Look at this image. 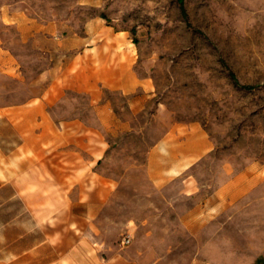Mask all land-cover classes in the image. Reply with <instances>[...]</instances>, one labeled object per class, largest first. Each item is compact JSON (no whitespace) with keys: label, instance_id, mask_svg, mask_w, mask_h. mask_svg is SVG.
<instances>
[{"label":"rangeland","instance_id":"rangeland-1","mask_svg":"<svg viewBox=\"0 0 264 264\" xmlns=\"http://www.w3.org/2000/svg\"><path fill=\"white\" fill-rule=\"evenodd\" d=\"M183 2L0 0V259L41 239L5 170L105 257L264 259V0ZM179 131L211 150L161 175Z\"/></svg>","mask_w":264,"mask_h":264},{"label":"crops","instance_id":"crops-1","mask_svg":"<svg viewBox=\"0 0 264 264\" xmlns=\"http://www.w3.org/2000/svg\"><path fill=\"white\" fill-rule=\"evenodd\" d=\"M164 145L170 149L152 152L169 155L168 164L159 172L161 175L168 169L175 175L181 174L211 150V143L203 134L196 133L190 137L180 131L172 135ZM10 175V172L4 171L3 185L11 184L15 191L14 198L29 212L31 220L40 231L41 239L18 254L0 259V264H139L120 252L105 257L101 247L95 245L91 229L87 230L77 224V215L66 212L60 215L61 210L58 208L61 200L45 195L47 190L64 187L55 185L43 175L35 180L16 183L10 181ZM63 217L65 221H61Z\"/></svg>","mask_w":264,"mask_h":264},{"label":"trees","instance_id":"trees-1","mask_svg":"<svg viewBox=\"0 0 264 264\" xmlns=\"http://www.w3.org/2000/svg\"><path fill=\"white\" fill-rule=\"evenodd\" d=\"M179 5H180V9H181L182 16L187 21V14H186L185 9H184V6H183L184 5L183 0H179ZM230 77L233 80V83H234L235 87H237L239 89H243L245 91H252V90L256 89V86H243V85H241L237 81V79L235 78V76L233 74H230ZM255 264H264V259L257 260L255 262Z\"/></svg>","mask_w":264,"mask_h":264}]
</instances>
